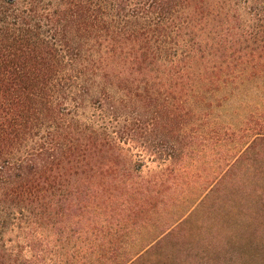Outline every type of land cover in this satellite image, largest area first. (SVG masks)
<instances>
[{
    "label": "trees",
    "instance_id": "1",
    "mask_svg": "<svg viewBox=\"0 0 264 264\" xmlns=\"http://www.w3.org/2000/svg\"><path fill=\"white\" fill-rule=\"evenodd\" d=\"M251 88L264 0H0V264H264Z\"/></svg>",
    "mask_w": 264,
    "mask_h": 264
},
{
    "label": "rangeland",
    "instance_id": "2",
    "mask_svg": "<svg viewBox=\"0 0 264 264\" xmlns=\"http://www.w3.org/2000/svg\"><path fill=\"white\" fill-rule=\"evenodd\" d=\"M246 93L250 94L248 97L246 96H237V97H231L227 98L221 103V106L219 108L215 109V113L213 114V118H220L222 120L223 125L226 127L231 124L239 123L241 121H244L246 118H264V95H258L254 88L249 89ZM252 114L254 116H252ZM233 129L234 127L231 126ZM213 157L211 155H204L202 158V161L200 163L201 167L210 166L212 162ZM202 192L200 191L194 198H192L190 201H188V205L185 207V209L191 208L194 206L197 201L200 199ZM186 211V210H185ZM196 224L194 222H191L187 224L185 230H181L180 232L183 234H186L185 238L182 237L181 239H170L166 243L163 244L162 248L158 249V252L160 253L159 259L161 262L150 259L146 264H166L170 262V260H166L167 257H169L168 254H177L178 247H174V242H180L182 244H187L188 242H197V236L195 234ZM126 242H121L120 245H126ZM198 243H196L197 245ZM195 245V246H196ZM167 246V247H166ZM186 247V246H185ZM226 253L228 256L226 257L225 261L229 260V257H232L231 261L238 262L236 258V254L233 251H227L223 249V253L221 254L219 260H222V258L225 257ZM179 254V252H178ZM180 255V254H179ZM193 257H195L194 254L191 253ZM190 255V256H191ZM215 255V254H214ZM216 259H217V255Z\"/></svg>",
    "mask_w": 264,
    "mask_h": 264
}]
</instances>
